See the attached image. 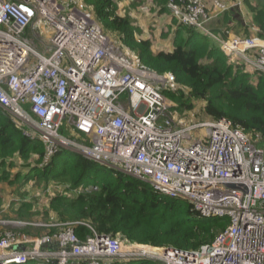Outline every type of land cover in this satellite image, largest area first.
<instances>
[{"label":"built area","instance_id":"built-area-1","mask_svg":"<svg viewBox=\"0 0 264 264\" xmlns=\"http://www.w3.org/2000/svg\"><path fill=\"white\" fill-rule=\"evenodd\" d=\"M167 3L179 23L203 32L214 14L243 5ZM208 35L225 56L264 73V39ZM113 40L81 0H0V108L44 144V164L60 150L75 152L189 204L200 220L227 218V227L182 250L124 242L83 221H29L22 224L56 231L6 232L0 264H264V146L226 118L176 120L164 95L175 87L172 74L143 68ZM196 130L203 134L193 140ZM79 225L90 231L83 239Z\"/></svg>","mask_w":264,"mask_h":264},{"label":"trees","instance_id":"trees-1","mask_svg":"<svg viewBox=\"0 0 264 264\" xmlns=\"http://www.w3.org/2000/svg\"><path fill=\"white\" fill-rule=\"evenodd\" d=\"M242 1L244 12H237L236 25L226 30L249 38L252 30L264 39V0ZM81 3L92 11L103 31L116 35L119 44L128 48L143 68L157 74H172L175 87L165 90L164 95L180 112L192 111V100L202 101L205 119L226 118L264 146V73L256 71L251 77L243 65L230 62L221 53L213 38L176 19L173 47L154 52L150 39L138 37L141 30L116 13L114 0ZM219 24L212 26L214 32ZM226 32L214 35L225 40ZM160 36L166 38L167 33ZM45 155L44 144L25 136L0 108V183L16 187L19 197L18 203L10 204L7 211L3 210L0 197V216L24 221L35 216L61 223L83 221L96 233L124 242L182 250H196L210 243L229 223L227 218L200 220L189 204L163 197L148 183L72 151L60 150L46 164ZM30 182L41 184V192L47 186L53 189L47 205L41 209L32 201L33 192H20ZM6 231L0 227V241ZM75 232L81 239L90 233L80 225ZM128 264L151 263L144 260Z\"/></svg>","mask_w":264,"mask_h":264},{"label":"rangeland","instance_id":"rangeland-1","mask_svg":"<svg viewBox=\"0 0 264 264\" xmlns=\"http://www.w3.org/2000/svg\"><path fill=\"white\" fill-rule=\"evenodd\" d=\"M117 6V14L122 15L121 17H126L127 19H129L132 24L141 30V33L138 35V37L141 38H151L152 40V50L157 52L159 49L162 48L164 40L160 39V35L163 34V32L165 31V33L168 34V30L170 28L166 26L163 27L161 26V23L166 19L165 15L162 16H157V14L155 13V10H157L159 8L158 3L155 2L153 3V0H114ZM134 3L136 5L135 9H133L134 7L131 6L130 2ZM153 4L155 5L154 10L153 9ZM166 8H168V3L166 4ZM210 8L212 9L211 5ZM242 9V7L240 8ZM240 9L237 8H231L226 12L232 11L233 13L229 14L228 16V26L230 27L231 25H234L235 23H237V19H236V12H239ZM168 11V15L170 17H172L170 23L172 25L175 26L176 21L173 22V20H177L178 19L173 16L172 12L170 11V9H167ZM153 13V14H152ZM229 17H231L232 19L229 20ZM231 21H233V23H230ZM177 23V22H176ZM161 26V29L159 30V27ZM227 26V27H228ZM228 27V28H229ZM202 32V31H201ZM248 34V32L246 33ZM251 34H253V36L257 37L256 32L251 30ZM107 35H109L112 39L116 38L117 36L111 33H107ZM227 36V40L231 41L235 38H242V39H247L249 37H246L245 35H239L237 34L236 31H231L228 34H225ZM30 36V35H29ZM253 38V37H250ZM215 41V43L219 46L220 43L217 39H213ZM262 40V39H261ZM114 41V40H113ZM222 41V40H220ZM226 42V41H223ZM36 48L40 49V47L36 44ZM220 51L222 54H224L220 48ZM252 54H254V52H252ZM225 55V54H224ZM229 59L230 62L232 63H238L244 66L245 70L248 73H251V77L254 76V73L256 72L254 68L250 67L248 64H244L242 61H240L238 58H236L235 56H230V55H226ZM192 103L194 105V108L192 111H183L180 112L176 107V104H174L173 102H171V106L169 105L170 109L172 110V112L174 111L175 114V119L176 120H180L186 123L189 122H207L209 120L205 119L206 117H204L203 114V102L202 101H198V100H192ZM193 140L198 139V136L203 134V130H196L193 133ZM253 139L255 140V137H253ZM259 142V141H257ZM42 164H39V167L41 168ZM41 184H36L35 185L33 183H29L25 188H23L20 192H26L27 194H30V192H33V200L36 207H38L39 209H41L40 207L42 205H47V200H48V196L52 193L53 189L51 187L48 188L44 187L45 191L41 192V187H39ZM59 186V185H57ZM57 186L53 185L54 188H56ZM48 188V189H47ZM0 191H3L4 194V202H8L11 201V204H16L19 201V197L17 196V189L16 187L13 188V186H8L7 184L1 182L0 183ZM28 191V192H27ZM52 196H50L49 198H51ZM14 199V200H11ZM4 211H7V205L4 207L3 209ZM40 219V220H39ZM44 221L47 222L48 224L54 222V221H47L44 219V216H40L37 218V220L35 221ZM24 222V220H20L18 218H14V217H5V216H0V227L3 228H8V230L11 231H15V232H20L21 231L24 233L27 229L26 226L23 225L22 223ZM29 229H32L34 235H30L28 238H42L44 235L50 234L49 232L51 231V229H45L46 231H41V229L39 228H33V227H29ZM43 230V229H42ZM41 232L40 235H38L37 233Z\"/></svg>","mask_w":264,"mask_h":264},{"label":"crops","instance_id":"crops-1","mask_svg":"<svg viewBox=\"0 0 264 264\" xmlns=\"http://www.w3.org/2000/svg\"><path fill=\"white\" fill-rule=\"evenodd\" d=\"M131 6H133L135 9L136 5L134 3H132L131 1H129ZM157 2L158 3V6L159 8L157 10H155V13L157 14V16H162V15H165V20L161 23V26H167L169 28L168 30V34H167V37L166 38H163V37H160V39L164 40V43H163V46L161 49L159 50H169L171 49L173 46H172V40L174 38V33L176 32V26L172 25L170 23L171 21V17L167 14L168 11H167V8H166V4H167V0H153V3ZM212 7V6H211ZM155 8V5L153 4V9L151 10H154ZM244 12V9H240V12ZM233 13L232 11H229V12H223V13H217V14H214L213 17L209 20V22L206 24V27H205V31L203 32L204 34H212L214 35L216 32L218 33H224L225 31L226 34L230 33L231 31L229 30H226L228 29V16L229 14ZM237 13V12H236ZM153 14V13H152ZM242 14V13H241ZM119 16H122L120 14H118ZM236 16V15H235ZM224 18H225V21H224ZM232 18L229 17V20H231ZM220 23L219 24V27L217 30H215L216 32H214V29L212 28L213 25H215L216 23ZM230 23H233V21H231ZM236 25V23L234 24ZM234 25H231V26H234ZM161 26L159 27V30L161 29ZM228 26V27H227ZM234 31V30H233ZM239 33H240V30H239ZM209 36V35H208ZM251 37H254L253 34H251ZM256 37V36H255ZM225 38H227V36L225 35ZM114 39V38H113ZM144 39H149V38H144ZM118 44V40L114 39ZM150 41L152 42L151 38H150ZM158 50V51H159ZM155 52V51H154ZM0 197H1V200H2V206L5 207L7 205V208L10 206V202L11 201H8V202H4V194H3V191H0ZM12 200V199H11ZM43 206V205H42ZM42 213V212H41ZM40 217V216H35L33 218L30 219V221H35L37 220V218ZM40 220V219H39ZM46 220V219H45ZM48 221V220H47ZM44 222V221H43ZM44 223H47V222H44ZM27 229V228H26ZM41 229V228H39ZM41 231H46L45 229H41ZM21 233H23L21 231ZM41 232H38L37 234L40 235ZM24 234H27V236L29 237L30 235H34L32 229H27Z\"/></svg>","mask_w":264,"mask_h":264},{"label":"clouds","instance_id":"clouds-1","mask_svg":"<svg viewBox=\"0 0 264 264\" xmlns=\"http://www.w3.org/2000/svg\"><path fill=\"white\" fill-rule=\"evenodd\" d=\"M75 153V152H74ZM103 166V165H102ZM24 222H29V221H24ZM31 222H41V223H44L42 220L41 221H31ZM53 223V222H52ZM48 224V223H47ZM30 226L26 227V228H29ZM33 228H41V229H47V228H44V227H33ZM7 231L6 232H12V233H16V234H20V235H24V236H27V234H24V233H20V232H14V231H11V230H8V228H6ZM28 237V236H27ZM27 264V263H25Z\"/></svg>","mask_w":264,"mask_h":264}]
</instances>
